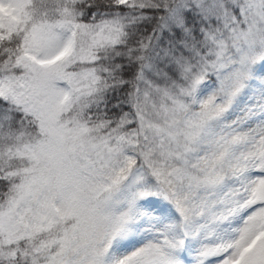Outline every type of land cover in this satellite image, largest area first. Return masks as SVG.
<instances>
[{
	"label": "snow or ice",
	"instance_id": "1",
	"mask_svg": "<svg viewBox=\"0 0 264 264\" xmlns=\"http://www.w3.org/2000/svg\"><path fill=\"white\" fill-rule=\"evenodd\" d=\"M0 264H264V0H0Z\"/></svg>",
	"mask_w": 264,
	"mask_h": 264
}]
</instances>
